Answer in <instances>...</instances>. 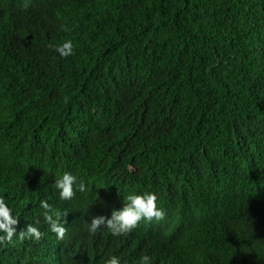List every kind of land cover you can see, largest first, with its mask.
<instances>
[{"label": "trees", "instance_id": "obj_1", "mask_svg": "<svg viewBox=\"0 0 264 264\" xmlns=\"http://www.w3.org/2000/svg\"><path fill=\"white\" fill-rule=\"evenodd\" d=\"M0 264H264V0H0Z\"/></svg>", "mask_w": 264, "mask_h": 264}]
</instances>
